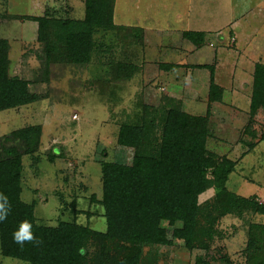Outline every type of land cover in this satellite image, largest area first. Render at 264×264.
I'll use <instances>...</instances> for the list:
<instances>
[{
    "label": "rangeland",
    "instance_id": "374dc122",
    "mask_svg": "<svg viewBox=\"0 0 264 264\" xmlns=\"http://www.w3.org/2000/svg\"><path fill=\"white\" fill-rule=\"evenodd\" d=\"M48 1L70 4V17L84 15L83 0ZM41 4L42 0H0V13L40 15ZM114 4V22L123 26L95 32L94 39L101 46L92 62L52 64L46 81L39 80L38 75L37 55L42 54V47L36 39L37 23L0 17L1 24H6L0 29V37L11 44L10 74L31 80L30 89L41 94L32 103L0 110V137L31 124L42 128L38 160L33 161L28 154L22 160L21 196L27 202L36 200L37 222L56 225L61 219L75 217L92 229L105 228L99 203L101 163L113 159L129 164L134 151L117 144L119 125L136 121L144 105L151 110L169 105L163 97L181 101L187 112L205 114L210 69H194V61L214 65L217 82L226 87L223 101L209 108L208 148L237 160L227 187L239 196L254 195L258 203H264V108L250 116L245 103L251 92L253 64H264V0H114ZM185 21L192 22L195 30L206 31L202 48L183 38L184 29L166 30L183 26ZM22 29L25 37L20 36ZM229 30L236 39L233 46ZM21 37L28 42L24 44ZM194 47L199 50L193 52ZM118 60L136 65L130 79H112L111 62ZM169 61L192 65L161 69L160 65ZM230 94L231 98L239 97L235 106L230 103ZM246 126L255 134L244 131ZM156 135L159 137V131ZM245 142L257 144L246 153ZM209 189L199 195L200 203L213 198L214 189ZM72 200L76 215L63 210ZM252 223L264 226V215L252 210L227 214L215 224L208 249L188 250L179 242L145 246L141 264H149L151 257L156 264H196L200 255L210 264H249L250 256L264 257V247L248 251ZM167 230L169 235L171 228ZM0 264L26 263L0 254Z\"/></svg>",
    "mask_w": 264,
    "mask_h": 264
},
{
    "label": "trees",
    "instance_id": "16d2710c",
    "mask_svg": "<svg viewBox=\"0 0 264 264\" xmlns=\"http://www.w3.org/2000/svg\"><path fill=\"white\" fill-rule=\"evenodd\" d=\"M83 4L84 15L78 19L67 15L71 9L68 4L60 15L49 11L41 16L0 13V17L6 15L8 19L37 22L36 39L42 47V54L37 55L39 80H48L52 64H89L101 46L94 39L95 32L123 26L114 22V0H83ZM183 38L200 47L205 33L185 30ZM9 51L8 39L0 37V110L17 108L41 97L30 89L31 80L10 74ZM161 65L170 70L179 64ZM195 67L210 69L205 114L187 112L181 101L163 97L169 105L153 110L144 105L136 121L119 125L117 144L134 151L129 164L113 159L101 163L99 203L105 219L102 230L92 229L75 217L61 219L56 225L38 223L36 200L27 202L21 196L22 160L25 154L33 161L38 160L41 125H27L1 136L0 254L26 264H141L145 246H171L179 242L188 250H206L221 217L242 210L264 215V203H258L254 195L239 196L227 187L237 160L207 146L209 108L212 103L222 101L223 88L214 81V65ZM136 69L135 64L125 60L111 62V77L116 81L127 80ZM260 108H264V64L256 62L249 98L250 116ZM244 131L255 134L247 126ZM256 143L245 142L246 151ZM209 188L214 189L213 198L200 203L199 195ZM63 210L77 214L73 200ZM249 227L248 251L263 248L264 226L252 223ZM248 260L249 264H264V257L259 254ZM149 264H156L155 257H151ZM196 264L210 261L200 255Z\"/></svg>",
    "mask_w": 264,
    "mask_h": 264
},
{
    "label": "crops",
    "instance_id": "0c3cea01",
    "mask_svg": "<svg viewBox=\"0 0 264 264\" xmlns=\"http://www.w3.org/2000/svg\"><path fill=\"white\" fill-rule=\"evenodd\" d=\"M66 4V3H65ZM46 5H48V6H46ZM68 5H70V4H68ZM41 6H42V8H39V10H41V13H40V15H38V14H32V13H30V14H25V15H34V16H41V15H43L46 11H49V12H54V13H57V14H62L63 13V8H65L64 6V4H61V5H59V3L58 2H55V1H53V2H50V1H48V0H42V4H41ZM71 6V5H70ZM70 10H73V7L71 6V9ZM10 14V13H9ZM8 20H11V19H8ZM24 21V20H23ZM32 22H35V23H37L36 21H33V20H31ZM189 26H191V28L192 29H188V28H190V27H188V25ZM3 25H6V24H1V22H0V29H1V27L3 26ZM184 26V27H183ZM183 26H182V24L179 26V27H177V28H173V29H166V30H171V31H173L174 30V32L175 31H177L178 29H184V30H193V31H202V32H204L205 33V35H206V31L205 30H195V29H193L194 28V24H193V27H192V22H190V23H187L186 21L183 23ZM142 27V26H141ZM37 29V25H36V28H35V30ZM158 31H161V30H159L158 29ZM23 29H22V31H21V33H20V36L21 35H23L24 36V34H23ZM229 36H232V37H230V39H229V41H230V44L232 43V45L231 46H233L234 45V43H235V41H236V39H234V33L232 32V30H229ZM25 37V36H24ZM3 38H5V37H3ZM22 38V37H21ZM20 38V39H21ZM7 39V38H6ZM231 39H232V41H231ZM9 40V39H8ZM22 40H24L25 42H24V44L25 43H27L28 42V40H25V39H23L22 38ZM187 40V39H186ZM38 42V41H37ZM204 42H205V40H204ZM191 43V42H190ZM221 43H223V41L221 42ZM9 44H10V40H9ZM191 44H193V43H191ZM11 45V44H10ZM209 46H210V44H209ZM229 46V45H228ZM228 46H226V47H228ZM203 47V45L202 46H200L199 48H202ZM187 48H189V46H186V48L185 49H187ZM199 48H195L194 47V51L193 52H196V51H198L199 50ZM185 49H183L184 51H185ZM192 52V53H193ZM215 52H216V50H215ZM206 54L207 55H209V53L208 52H206ZM9 58H10V60H11V64L13 63V60L11 59V57H10V54H9ZM27 58V57H26ZM166 63H170V61L169 62H166ZM256 63V62H255ZM254 63V64H255ZM10 64V71H11V67H12V65ZM25 63L23 62L22 63V65H24ZM177 64H179V65H177L178 66V68H183L184 67V65H188V66H190V65H192V64H188V63H185L184 61H178L177 62ZM198 64H205V63H202V62H196V61H194V64L192 65V66H194V69H201V68H203V67H195L196 65H198ZM215 64V63H214ZM254 64H253V66H254ZM176 66V67H177ZM217 66H219V62H218V65ZM160 67H161V69H164V67H163V65H160ZM206 68V67H205ZM254 68V67H253ZM215 69V68H214ZM253 73V72H252ZM214 81L218 84V85H220L222 88H223V96H222V101H223V97H224V93H225V90H226V87L223 85V84H221L220 83V81L219 82H217L218 81V78H217V76H216V74L214 75ZM232 88V87H231ZM195 92V91H194ZM208 92V91H207ZM232 93V92H231ZM195 95H196V93H195ZM239 95V94H238ZM196 97V96H195ZM197 97H198V95H197ZM196 97V98H197ZM238 96H234L233 97V95H232V98H231V94H230V103H231V105H234V102H237V99H238V101H239V97L237 98ZM246 98H247V101L245 102V103H247V106L249 107V99L248 98H250V95H246ZM205 101H206V103H207V94H205ZM236 104V103H235ZM235 106V105H234ZM238 110H239V108H238V106L236 107ZM200 114V113H199ZM257 144V143H256ZM207 146H208V140H207ZM255 146L256 145H254V147L253 148H255ZM252 148V149H253ZM214 151V150H213ZM249 151H251V150H248V152ZM214 152H216V153H218V154H222V153H220V152H217V151H214ZM247 151H246V153H248ZM245 153V154H246ZM229 157V156H228ZM211 189V188H210ZM209 189V190H210Z\"/></svg>",
    "mask_w": 264,
    "mask_h": 264
}]
</instances>
